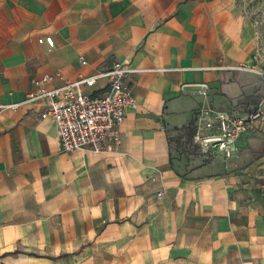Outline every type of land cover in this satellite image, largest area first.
Masks as SVG:
<instances>
[{
  "label": "crops",
  "instance_id": "0c3cea01",
  "mask_svg": "<svg viewBox=\"0 0 264 264\" xmlns=\"http://www.w3.org/2000/svg\"><path fill=\"white\" fill-rule=\"evenodd\" d=\"M255 0H0V264H264V114L234 155L170 136L264 94ZM51 35L54 46L40 43ZM261 51L262 58L253 55ZM124 61L118 144L62 150L47 87ZM108 89L100 77L84 90ZM19 103L14 109L8 105ZM182 151V152H181ZM162 195H158L159 192Z\"/></svg>",
  "mask_w": 264,
  "mask_h": 264
},
{
  "label": "built area",
  "instance_id": "2783aa9c",
  "mask_svg": "<svg viewBox=\"0 0 264 264\" xmlns=\"http://www.w3.org/2000/svg\"><path fill=\"white\" fill-rule=\"evenodd\" d=\"M40 43L54 46L51 35L42 36ZM253 58L260 60L261 51ZM244 69L253 70L264 76V68L253 69L248 64ZM124 61H116L112 67L95 75L65 81L60 86L47 87L46 83L54 78H62L60 71L45 74L32 79L36 89L30 90L27 102L46 97L49 106L42 113L43 117H52L58 127L59 145L62 150H74L89 147L94 151L103 150L108 143L118 144L121 139L120 125L127 110L134 105L130 89L124 78L133 72ZM100 77L107 78L108 89L100 94L84 90V86H93ZM19 103L8 105L14 109ZM264 114V94L258 104L249 111L242 109L218 110L205 108L198 112L196 132L193 141L200 150L210 156L220 152L226 159L236 151L237 140L253 127L256 119ZM158 195H162L160 191Z\"/></svg>",
  "mask_w": 264,
  "mask_h": 264
},
{
  "label": "trees",
  "instance_id": "16d2710c",
  "mask_svg": "<svg viewBox=\"0 0 264 264\" xmlns=\"http://www.w3.org/2000/svg\"><path fill=\"white\" fill-rule=\"evenodd\" d=\"M196 120V117H194L188 124L181 127H175L174 130H176L177 133L170 136V141H174L176 147L180 148L182 151L185 150L186 152H189L190 148L200 150L199 146L193 141L196 132Z\"/></svg>",
  "mask_w": 264,
  "mask_h": 264
},
{
  "label": "rangeland",
  "instance_id": "374dc122",
  "mask_svg": "<svg viewBox=\"0 0 264 264\" xmlns=\"http://www.w3.org/2000/svg\"><path fill=\"white\" fill-rule=\"evenodd\" d=\"M255 2L257 3V5L259 7V9H258L259 13L261 15H263L262 16L263 17L262 18V23L264 25V0H255ZM189 152L191 154H193L194 156H199V154L201 153V151L199 149H193V148H190Z\"/></svg>",
  "mask_w": 264,
  "mask_h": 264
}]
</instances>
